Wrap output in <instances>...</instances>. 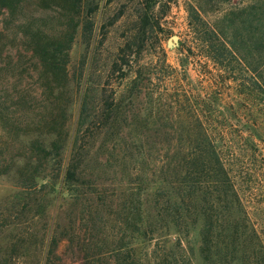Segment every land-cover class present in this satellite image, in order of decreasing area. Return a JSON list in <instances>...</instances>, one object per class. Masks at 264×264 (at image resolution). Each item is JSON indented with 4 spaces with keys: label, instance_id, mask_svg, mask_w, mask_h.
<instances>
[{
    "label": "trees",
    "instance_id": "1",
    "mask_svg": "<svg viewBox=\"0 0 264 264\" xmlns=\"http://www.w3.org/2000/svg\"><path fill=\"white\" fill-rule=\"evenodd\" d=\"M13 1L0 0V8ZM143 1L105 75L116 74L121 83H101L94 99L81 90V75L68 68L75 33L80 30L87 41L92 23L79 0L59 1L65 27L48 45L34 47L40 53V104L26 105L22 95L15 102L0 101V173L15 177L26 195L53 192V199L65 201L59 205L65 216L51 227L50 241L64 238L70 258L80 264H264V239L230 180L222 156L230 145L220 142L234 131L260 140L262 124L248 117L255 108L231 105V116L204 119L196 115L200 103L186 90L182 100L164 107L133 103L153 76L138 56L161 30L155 19L158 0ZM234 9L244 14L238 39L228 35L233 10L223 14V29L204 21L188 3L195 48L218 68L229 69L225 61L241 65L252 82L248 91L264 90V0ZM187 64L181 59L182 73ZM174 77L167 73L163 79ZM146 109L169 114L140 117ZM255 140L250 147L258 146Z\"/></svg>",
    "mask_w": 264,
    "mask_h": 264
},
{
    "label": "rangeland",
    "instance_id": "2",
    "mask_svg": "<svg viewBox=\"0 0 264 264\" xmlns=\"http://www.w3.org/2000/svg\"><path fill=\"white\" fill-rule=\"evenodd\" d=\"M59 1L14 0L10 6H1L0 101L15 102L22 95L26 105L36 107L40 104V53H35L34 47L48 45L65 27L67 18L63 16ZM79 1L82 14H87V21L92 23V30L87 41L83 40L80 30L75 33L68 52V68L76 76L81 75V90H88L90 98L94 99L101 83H108V87H116L121 83L116 74L106 78L105 75L124 35L138 20L137 12L144 1ZM247 2L158 0L154 9L161 30L147 39L145 50L138 56L139 63L149 66L148 71H153V76L150 83L145 84L144 93L135 98L133 103L146 108L152 106L153 109L156 106L164 107L174 100H182L180 92L186 90L192 101L200 103L196 107V115L204 119L231 116L228 109L231 105H246L250 110L255 108L248 117L262 124L263 137L260 140L247 136L248 132L237 134L234 131L236 135L220 142L230 145L222 149L230 180L249 221L264 239V90L255 88L248 91L247 84L252 82L249 73L244 72L241 65L232 61L224 62L229 69L214 65L204 51L195 48L198 42L193 39L194 35L187 24L188 3L200 11L204 21L216 23L223 29L227 22L221 19L223 14L233 10L234 13L227 17L231 23L228 35L235 39L241 38L244 14L238 15L239 11L234 8L243 9ZM160 47L165 52L164 58ZM189 48L192 52L188 51ZM184 54L190 56L185 59ZM181 59L188 63L183 73ZM164 62L175 71L169 73L171 69L165 67ZM231 67H235L233 71ZM167 73L175 77L163 79ZM262 74L264 76V71ZM168 114L148 113L146 109L139 116L164 117ZM242 116L247 119L245 114ZM230 119L235 121L233 116ZM252 139L258 142L256 148L249 146ZM59 187L60 184H57L56 188ZM25 192L10 173H0V264H48L52 261L54 264H80L70 258L64 238L56 243L50 241L51 227L56 220L65 216L59 213V205L65 206V201L53 199V192L44 196L37 194L35 197ZM62 210L65 211V208ZM190 241L197 258V237L193 234Z\"/></svg>",
    "mask_w": 264,
    "mask_h": 264
},
{
    "label": "water",
    "instance_id": "3",
    "mask_svg": "<svg viewBox=\"0 0 264 264\" xmlns=\"http://www.w3.org/2000/svg\"><path fill=\"white\" fill-rule=\"evenodd\" d=\"M173 39H174V41H176V36L175 35L173 36Z\"/></svg>",
    "mask_w": 264,
    "mask_h": 264
}]
</instances>
